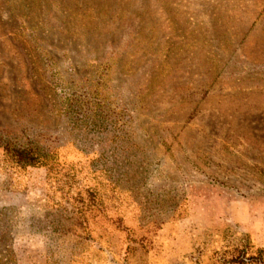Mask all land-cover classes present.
<instances>
[{
	"label": "rangeland",
	"instance_id": "374dc122",
	"mask_svg": "<svg viewBox=\"0 0 264 264\" xmlns=\"http://www.w3.org/2000/svg\"><path fill=\"white\" fill-rule=\"evenodd\" d=\"M241 260L264 264V0H0V264Z\"/></svg>",
	"mask_w": 264,
	"mask_h": 264
},
{
	"label": "trees",
	"instance_id": "16d2710c",
	"mask_svg": "<svg viewBox=\"0 0 264 264\" xmlns=\"http://www.w3.org/2000/svg\"><path fill=\"white\" fill-rule=\"evenodd\" d=\"M16 153H17V161L19 163L22 162L23 164L28 166H32L38 163V158L35 157L33 153H28L25 151H17ZM246 261L249 260H241V264H248Z\"/></svg>",
	"mask_w": 264,
	"mask_h": 264
}]
</instances>
